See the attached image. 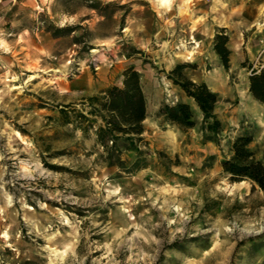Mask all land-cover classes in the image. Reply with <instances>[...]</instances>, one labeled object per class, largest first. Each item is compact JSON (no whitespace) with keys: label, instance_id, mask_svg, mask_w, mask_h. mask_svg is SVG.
Segmentation results:
<instances>
[{"label":"rangeland","instance_id":"rangeland-1","mask_svg":"<svg viewBox=\"0 0 264 264\" xmlns=\"http://www.w3.org/2000/svg\"><path fill=\"white\" fill-rule=\"evenodd\" d=\"M251 1L46 0L33 32L0 39V264H264V190L222 167L241 134L264 162V103L248 92L264 0ZM239 27L225 68L213 37ZM178 63L218 94V134L197 110L188 129L159 115L188 100L166 76ZM131 65L144 130L103 147L86 99Z\"/></svg>","mask_w":264,"mask_h":264},{"label":"trees","instance_id":"trees-1","mask_svg":"<svg viewBox=\"0 0 264 264\" xmlns=\"http://www.w3.org/2000/svg\"><path fill=\"white\" fill-rule=\"evenodd\" d=\"M229 37L223 29H219L212 40V47L225 68L229 66L231 51L228 47ZM188 64H176L167 73L188 99L178 100L172 104L159 107L158 113L165 120L182 129L194 127L197 123L195 110L201 115V128L212 135L222 130V123L215 112L219 100L218 94L212 91L204 81H194L184 73ZM120 84H112L99 93L87 97L89 114L98 115L102 124L96 134L103 147L106 141L116 143L119 139L130 140L139 136L144 130L147 117V106L144 91L140 82V74L134 66L122 71ZM248 92L252 98L264 103V66L252 68L248 76ZM62 116L68 121V111L62 109ZM79 119L83 115H77ZM252 136L241 134L231 144V156L222 161L223 170L230 181L250 179L264 190V162L255 158L249 144Z\"/></svg>","mask_w":264,"mask_h":264},{"label":"crops","instance_id":"crops-1","mask_svg":"<svg viewBox=\"0 0 264 264\" xmlns=\"http://www.w3.org/2000/svg\"><path fill=\"white\" fill-rule=\"evenodd\" d=\"M46 0H4L0 4V39L8 38L15 39L17 36H21L27 33L33 32L34 22L32 18L34 13H39L37 10L38 6H41V11H43L44 3ZM228 0H222L221 6L227 3ZM248 1V0H245ZM249 4L252 8H258L259 2L256 0L251 1ZM239 34L234 33V35H229L228 47L231 54H234L235 60L240 58L243 54L242 47L244 44V37L242 32L244 31L239 27ZM36 29H39L36 28ZM233 36V37H232ZM261 40V39H260ZM257 36L250 38L248 41V47H245L247 51L255 52L258 50L257 46Z\"/></svg>","mask_w":264,"mask_h":264},{"label":"built area","instance_id":"built-area-1","mask_svg":"<svg viewBox=\"0 0 264 264\" xmlns=\"http://www.w3.org/2000/svg\"><path fill=\"white\" fill-rule=\"evenodd\" d=\"M3 1H4V0H0V4H1ZM41 8H42L41 6H38V7H37V10L41 11Z\"/></svg>","mask_w":264,"mask_h":264}]
</instances>
